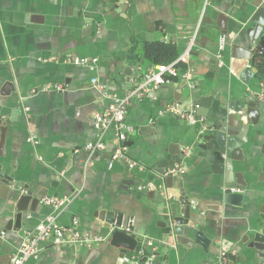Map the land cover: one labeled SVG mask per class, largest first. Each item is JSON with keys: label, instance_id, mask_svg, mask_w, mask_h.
Here are the masks:
<instances>
[{"label": "crops", "instance_id": "obj_1", "mask_svg": "<svg viewBox=\"0 0 264 264\" xmlns=\"http://www.w3.org/2000/svg\"><path fill=\"white\" fill-rule=\"evenodd\" d=\"M256 1L0 0V178L11 180L8 195L0 196V264L9 261L6 250L19 247L49 215L95 241L90 247L40 242L25 264H128L111 243V219L133 220L130 235L141 242L127 255L132 264H222L231 257V264H263L249 246L264 233V137L258 127L242 145V160L233 161L246 185L238 189L239 203L228 204L215 165L191 154L206 119L191 125L165 110L173 102L192 109L190 97L199 95L234 100L260 91L264 81L256 74L264 76V52L239 58V33L249 26ZM220 36L225 44L219 52ZM186 51L176 77L130 98L119 129L94 126V115L125 97L149 69ZM248 64L254 75L243 81ZM54 84L62 89H47ZM119 131L126 136L125 158L110 162ZM100 137L105 149L86 152V143ZM181 150L175 165L184 172L160 174L165 158ZM16 184L33 197L67 201L59 207L29 202L24 235L5 230L16 212L9 210ZM186 212L193 231L179 235L174 218Z\"/></svg>", "mask_w": 264, "mask_h": 264}, {"label": "water", "instance_id": "obj_2", "mask_svg": "<svg viewBox=\"0 0 264 264\" xmlns=\"http://www.w3.org/2000/svg\"><path fill=\"white\" fill-rule=\"evenodd\" d=\"M258 7L250 14V24L243 28L239 33V40L242 43L243 54L239 57L243 60H249L252 51L254 54L262 55L264 52V0H257ZM233 47H239L234 44ZM254 75L252 66L246 65L242 70V80L247 81ZM257 78L264 81V76L256 74ZM245 94V93H244ZM232 100L227 97H216V94L199 95L195 98L190 97V105L198 117L206 119L204 130L198 133L194 143L192 144L191 154L196 155L210 164L212 169L222 176V191L223 199L228 204L239 203L242 194L238 191L241 186L246 185L241 177L240 172L235 171L233 161H241L242 145L247 142V135L252 127H258L259 135L264 137V85L259 92L247 94ZM10 122L6 121V125ZM170 154V153H169ZM177 156V157H175ZM184 157V152L181 150L175 155L165 158L163 170L159 171L164 174L166 169H171L176 163H180ZM171 177L168 176L167 180ZM11 180L7 176L0 178V188L5 189V194H0L5 198L10 191ZM23 184H16L12 194L9 196L12 200L9 205L10 212L14 213V218L7 220L5 230L11 228L17 230L21 235H24L22 225V213L26 210L32 211L28 207L29 202L38 204L44 197L43 194L32 196V191L25 190L20 192L19 189ZM26 187V186H25ZM237 190V191H234ZM189 208L186 206L185 210ZM112 220H108L111 224ZM175 225L173 230L179 235L184 233L191 234L193 228L189 226L187 212L185 217L174 218ZM109 224V225H110ZM201 227H197L195 232V240L199 239ZM112 245L121 247V252L125 255V261L128 264L133 263V257H128L129 252H133L136 245L141 242L140 237H135L125 232L115 231L111 237ZM250 247L256 250L264 264V233H258L253 241L249 244ZM8 258L11 255V249L6 250ZM154 255H157L155 252ZM234 258L231 257L230 262L222 264H231ZM158 260L153 262L157 264Z\"/></svg>", "mask_w": 264, "mask_h": 264}, {"label": "built area", "instance_id": "obj_3", "mask_svg": "<svg viewBox=\"0 0 264 264\" xmlns=\"http://www.w3.org/2000/svg\"><path fill=\"white\" fill-rule=\"evenodd\" d=\"M225 44V36H220L218 40V50L222 51ZM188 56V51L180 55L174 62L168 64L157 65L153 69H149L144 74V79L140 82L133 90H131L125 97L115 100L110 103L103 112L96 113L94 115V126L100 130L104 131L109 125L114 124L117 129L123 124L124 118L126 116V105L129 102L130 98L138 97L142 93H147L150 91H156L160 86L167 83L170 77H176L178 75V69L176 64L179 62H186ZM74 62L84 63L88 62L87 58H73ZM91 61H94L91 60ZM95 82V79H93ZM61 90V85H49L47 89ZM167 113L178 116L182 118L187 123L191 125H196L204 122V118L198 117L193 109H183L181 104L178 102H173L167 105L165 108ZM117 146L114 149V152L111 155V160L118 158H125L124 152L127 147L124 144L125 134L123 132H117ZM86 152L92 154L97 151H102L105 149V142L102 138H98L94 141L86 143L85 148ZM186 153L190 151L189 147L185 149ZM128 165L130 167L136 166L134 161L128 160ZM183 173L184 169L179 165H175L171 169H168L167 173ZM67 201L66 198L55 199L52 197H45L42 199V202L47 205H52L54 207L62 206ZM133 220L128 219L125 221H114L110 225L111 231H121L128 234L132 232ZM95 240L91 239L88 236L81 235L74 227H63L59 226L53 215L47 216L43 221H41L35 232L30 237H25L19 247L14 249L11 252L9 261L7 264H25V262L36 256L39 251L40 242H49L53 245L60 244H73L78 246L90 247ZM148 245H152V241L148 240ZM137 255L141 258L145 255V249L143 247L137 250ZM145 262V260H144ZM149 263V259L146 261Z\"/></svg>", "mask_w": 264, "mask_h": 264}]
</instances>
